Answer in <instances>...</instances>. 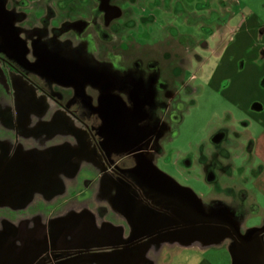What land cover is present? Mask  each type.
Listing matches in <instances>:
<instances>
[{
	"label": "crops",
	"instance_id": "1",
	"mask_svg": "<svg viewBox=\"0 0 264 264\" xmlns=\"http://www.w3.org/2000/svg\"><path fill=\"white\" fill-rule=\"evenodd\" d=\"M234 1H225L231 34L211 84L224 81L264 163V0H241L240 10ZM33 96L37 108L25 110L34 98L21 99L13 138L0 146V264H264V233L241 235L247 245L231 232L217 238L215 220L233 218L216 219L210 202L205 208L150 158L160 131L136 110L114 94L75 95L68 104ZM177 222L190 227L160 234ZM220 248L222 262L205 257Z\"/></svg>",
	"mask_w": 264,
	"mask_h": 264
},
{
	"label": "rangeland",
	"instance_id": "2",
	"mask_svg": "<svg viewBox=\"0 0 264 264\" xmlns=\"http://www.w3.org/2000/svg\"><path fill=\"white\" fill-rule=\"evenodd\" d=\"M52 1L60 0H0V146L13 138L14 132L8 128H15L20 120L21 99L34 98L25 110L37 108L38 98L33 96L36 91L25 77L65 104L79 94L93 99L114 92L129 95L128 88L113 86L114 71L123 60L114 49L147 45L154 52L166 51L169 68H161V62L153 59L158 68L152 74L160 81V89L167 85V73L177 77L165 89L168 97L181 95V105L175 97L168 104L174 113L169 130L172 126L175 129L169 134L164 127L167 131L160 134L150 158L158 161L165 173L202 196L205 208L210 202L216 209V219L232 217L233 226L243 237L262 230L264 163L255 160L251 135L244 129L247 119L226 97L224 81L211 84L216 53L231 34L226 28L231 10L226 0H106L108 10L115 15V29L107 23L96 25V29L90 27L96 21L81 0H73L74 16L70 18L61 16L64 12L54 9ZM239 2H233L238 10ZM65 20L73 29L61 28ZM97 33L104 38H96ZM150 94L155 101L156 94ZM217 130L226 133L225 139L217 143L218 150H226L227 156L221 158L217 152L215 161L222 168H212L214 183L208 180L212 176L207 178L203 172L201 176L194 165L204 149L214 154L208 144ZM201 178L206 186L199 183ZM198 226L192 227L196 230ZM205 257L216 263L226 258L221 248Z\"/></svg>",
	"mask_w": 264,
	"mask_h": 264
},
{
	"label": "flooded vegetation",
	"instance_id": "3",
	"mask_svg": "<svg viewBox=\"0 0 264 264\" xmlns=\"http://www.w3.org/2000/svg\"><path fill=\"white\" fill-rule=\"evenodd\" d=\"M80 3L86 6L85 10L88 12L90 11L91 15L93 16V21H96V24L91 25L90 27H92L93 29H96L98 27L96 25H99V24L101 25V23H105V24L107 23L108 25L112 24L113 29L116 28L115 22L113 19L115 17L114 12L112 10H108L107 6H109V4L106 3V0H81ZM52 7L54 9H58L60 13H62L63 11L64 13L61 14V16L65 18L67 17L70 18L74 16L73 15V7H74L73 0H63V1L60 0L58 2L52 1ZM92 7H96L95 10ZM62 23L63 25H61V28H64V31L73 29V25L67 22V20H65ZM82 24L83 25H81V29L82 28L84 29V23ZM61 28H57V29H61ZM99 28H101V26H99ZM93 38L94 37H91V39ZM96 38H104V37H102L101 35H99V33H97ZM114 52H115L114 54L119 55V57L121 56L123 58L122 63L124 64L121 63L120 67H116V70L114 71L115 73L113 74L116 77L115 79H113L114 81L113 86L116 89L118 86L121 85L124 88H128L127 90L128 91L130 90V93L129 95H122L119 92H114L113 94L118 99H120V101H122L124 105H126L127 107H131L133 110H136V112L138 113V116L143 117L144 121L142 122V124L148 125L152 123L153 126L157 127L158 130L160 131L159 135L162 133L164 134L166 129L168 130L166 131L169 134H171L172 131L175 129V127L172 126L171 128L172 130H169V127H171L169 126L171 124L170 121L172 120V115H174V113L172 110H170L169 108L170 106L168 104H170L171 101L175 97L174 100H176L178 105H181L180 104L181 95L178 94V95H173L171 97H168V95L166 94L168 90H166L165 88L169 87L172 83H174L177 77H174L173 76L174 74H171L173 77L172 78L170 77L171 75H168L167 73L166 74V77H167L166 79L168 80L167 85L163 87V89H160L161 87L160 81H158V78L156 75L152 74L153 71L157 70L156 69L157 63L154 62L153 59H156L157 61L161 62L160 63L161 68L163 69L169 68V65L167 63L168 57L167 58L164 57V55L168 53L166 51L165 52L162 51L163 53L156 52V51L154 52L153 49L148 48L147 45L142 46L140 48H133L131 46L117 47L114 49ZM22 76L24 77V75ZM25 78L29 81L30 84H32L33 88L35 89L36 92H33V94L40 95L54 102L55 101L62 102V100L59 97H57L55 94H52L51 92L46 91L45 88L43 89L42 87H40L39 86L40 84H38L36 81H33L28 77H25ZM128 91L124 89V93L128 94L127 93ZM150 93L156 94L155 101L152 99L153 96H151ZM50 94H52V96H50ZM139 102H142V104L140 103L141 104L140 105ZM165 122L167 124H165ZM164 127L166 129H164ZM225 135L226 133L223 130H217V132H215L210 138V141H211L210 146L213 147L214 154L212 155V153H208V152L205 153L203 151L201 152L202 154L199 155V158L197 161L198 166H199L198 169L201 172H203L207 176V178H210V176H212V178L208 179L210 182L216 181V178L214 177V175H212L213 173L211 172L212 168L214 170L216 169L221 170L222 168V165L220 164L219 166L217 162L215 161L217 152H219L218 155H220L221 158L227 156L226 150L224 149L218 150L220 143H217V140H223ZM212 141L215 143H212ZM170 195H171V199H173L174 194L170 193ZM171 205L173 207H176L179 210L178 202H175L174 199L173 201H171ZM215 221L222 222L221 220H215ZM181 226H183V228L188 227V226L190 227V225L188 224L182 223L181 225L180 223L177 222L175 224H172L171 226H168L167 228H165V230H162L160 234L171 235L175 232L180 233ZM226 228L230 232L232 231L231 227L226 226ZM186 231H184V233ZM158 235H159L158 231L156 230H154L151 233L152 237H155Z\"/></svg>",
	"mask_w": 264,
	"mask_h": 264
},
{
	"label": "water",
	"instance_id": "4",
	"mask_svg": "<svg viewBox=\"0 0 264 264\" xmlns=\"http://www.w3.org/2000/svg\"><path fill=\"white\" fill-rule=\"evenodd\" d=\"M209 221L207 220V218L205 217L204 219L200 220L198 223L201 225H199V229L201 232L204 231H208V226H205L204 224L208 223ZM217 227H214V230L217 231V238L221 237L223 235H226L228 233V229L226 228V226L231 227L232 231V235L235 237V240H237L238 242L247 245L250 241V239L245 240L242 238V236L235 230V228L233 227L232 223L229 221H224V222H214ZM230 232V231H229ZM262 233H264V229L256 232L252 238H260V236L262 235ZM251 238V239H252Z\"/></svg>",
	"mask_w": 264,
	"mask_h": 264
}]
</instances>
